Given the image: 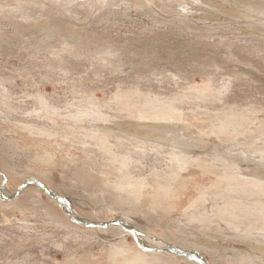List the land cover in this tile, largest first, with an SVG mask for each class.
Instances as JSON below:
<instances>
[{
    "label": "bare ground",
    "instance_id": "6f19581e",
    "mask_svg": "<svg viewBox=\"0 0 264 264\" xmlns=\"http://www.w3.org/2000/svg\"><path fill=\"white\" fill-rule=\"evenodd\" d=\"M109 1L13 0L15 3H0V16H3L0 17V33H4L3 26L9 23L5 18L35 22L32 31L39 30L40 36L31 40L35 45L25 40L31 45L26 46L24 54L32 60L43 58L45 62L41 64L54 71L41 73L44 80L71 81L77 98L74 103L69 102L71 99L59 102L42 95L38 89L30 93L21 92L22 96H17L12 89L16 86L18 74H5L0 69V139L6 133L1 130L2 127L12 128L4 139L3 147L10 155H23L28 162L26 171L36 175L33 181L28 182L30 188H24L27 184L23 183L18 189L12 190L10 188L14 187V179L20 183L27 175L15 171L12 165L4 169L6 172L0 168V178L3 180L0 183V212L11 211L18 217L8 220L1 215L0 250L17 257V260L10 262L6 258L7 263L1 264L89 263L93 261L91 248L94 245L101 246L100 250L106 258L104 264H211L199 251L223 264H264L263 107H258L259 113L261 110L259 114L255 105L241 108L235 104L226 108L229 112L221 110L215 114L216 120L212 118L211 130L207 135H218L216 138L223 143L207 145V150L201 152L205 149L201 143L185 138L184 133L179 136L176 126L164 123L167 118L173 119L175 109H179L175 101L178 102L180 98L172 95L163 99L154 96L152 91L142 94L136 88L133 93L119 92L114 96L115 100H123L122 104L119 101V107L114 103H96L92 92L86 90L84 85L97 86L106 82V79L101 80L96 74L90 73L72 79L67 74L74 67L79 74L84 61L90 62L95 70L108 71L107 67L111 66L120 69V73H126L125 68H129H123L120 64L121 54L114 45L108 49L89 50L91 41L87 39L97 36L95 29L102 20L101 15L92 18L96 11L105 6H119V2L113 0L110 4ZM130 1L137 7H145L148 2L164 15L177 14L180 17L178 23L183 28L206 32L207 28H197L194 22L188 21L189 17L195 18L191 13L200 12V22H211L213 25L210 30H216L221 39L226 37L225 32L232 30L231 33L238 38L246 36L247 39L242 38L248 40L246 43L252 42L250 38L264 43V30L260 28L264 22V0H195L186 3L180 0H121L125 8ZM227 2H231L234 8L227 11ZM54 3H61L63 8ZM195 3L205 8H193ZM176 6L180 10H176ZM208 8L211 11L213 9V12ZM221 16L229 25L222 26ZM186 20L187 23H184ZM64 24L70 28H64ZM18 25L23 26L22 23ZM172 27L181 33V27ZM17 36H25V32L17 33ZM7 37L6 34L0 36V43L6 42ZM29 63L32 68L39 64ZM56 70L60 76L56 75ZM170 74L176 76L173 72ZM57 76L60 79H56ZM115 80L119 81V78ZM156 82L164 84L173 81L163 77ZM77 83L80 89L78 93L74 87ZM174 84L178 85L177 82ZM181 84L185 87L183 91L194 100L209 96L202 90L203 87L193 86L186 79H182ZM205 85L211 90V99L219 103V97L224 94L226 97L229 94L226 92L231 89L228 84L220 87L209 83ZM131 95L140 97L136 98L138 103H135V108L131 105L135 101L131 103L129 100ZM27 105L29 107L25 108ZM116 109L126 115H117L113 112ZM204 113L207 112L204 110ZM20 134L25 139L37 142H52L57 136L69 137L77 144L76 149L87 156V160L66 157L68 159L64 162L55 163L50 151L35 155L32 147H20ZM242 136L244 140L239 138ZM195 164L203 174L215 178L208 188L198 187L197 197L178 221L169 225L177 244L149 236L143 232L144 228L126 223L131 217L140 216V219L150 224L156 217L147 214V211L167 213L171 210L173 207L170 202L175 196L176 184H181L182 172ZM66 170H70V176H64ZM57 174L61 175L60 178H55ZM41 179L52 183L55 187L53 190L64 197H68L67 187L72 190L77 186L82 187L85 196L79 201H68L48 190ZM22 189L25 197L21 201L18 195ZM145 198L150 202L151 210L144 209ZM102 212H116L121 217L110 222L95 223L92 213L97 217ZM190 227L195 229L194 235ZM198 229L201 231L198 232ZM150 231L154 233L153 229ZM128 235L131 243L128 242ZM147 239L160 246L149 243ZM52 249L62 252L65 260L59 262L49 256L48 252ZM35 250L39 251V255L33 256Z\"/></svg>",
    "mask_w": 264,
    "mask_h": 264
},
{
    "label": "rangeland",
    "instance_id": "374dc122",
    "mask_svg": "<svg viewBox=\"0 0 264 264\" xmlns=\"http://www.w3.org/2000/svg\"><path fill=\"white\" fill-rule=\"evenodd\" d=\"M98 1L101 2L102 0ZM115 1L119 2L117 3V5L119 6H114L112 8H108L109 6H105V8H103L102 10L96 11L92 18H97V16L101 15L102 20L97 25L98 28L95 29V34H97V36L95 38L88 37L87 40H89V42L91 41V43L89 44V50L91 51L100 50L103 48L108 49L111 48V45H114L118 53L121 54L120 64L122 65V67L124 68L126 66H129V68H125L126 73H120V69H115V67L113 68L111 66L107 67L108 71H106L105 69L95 70L91 67L90 62L86 63L84 61L83 66L79 68V74H77V72L75 71V67L74 69H71L72 72H69L70 74H67L68 76H70L69 78L72 79L79 76H85L89 73L96 74L98 77L101 78V80L106 79L107 83L103 81V84H97V86H93L91 84H88L86 86L84 85L86 90L92 92L91 96H94L93 99L96 103L101 105L114 103L119 107V104H122L123 100L121 98H118L116 99V101L114 96L119 92L133 93L136 88L142 94H147L149 91H152V94L154 96L163 99L164 97L168 98L172 97L173 95L174 97L180 98L178 102L175 101L176 104L178 103L177 108L179 107V109H175L176 111H174L173 119H165V125L176 126L175 130H177L178 128V132L176 134L180 136L182 135V133H184L185 138H192L193 140L201 143L204 147L207 145L213 146L215 143H218L219 145L223 143L221 140L216 138L218 135H213V137L211 136L212 134L207 135L208 131L211 130L210 126L212 124V118H214L221 110H223L224 112H229L228 110H226V108H229L230 106H234L236 104L239 105L241 108H252L255 105L256 110L259 109V106H262V112H264L263 42L260 43L257 40L253 41L255 38H250L252 42L246 43V41L248 40H242V38L247 39L246 36H239L238 38L237 36L231 33L232 30H229V32H225L226 37L221 39V36L216 30H210L212 29L211 26L213 25L211 22H200V12L191 13L195 16V18L192 17L191 19V17H189L188 21L190 20L191 22H194V25L195 27L197 26V28L201 27L204 28V30H206L207 28L206 32L201 31L200 29L183 28L178 23L177 19H179L180 17L177 14L164 15L161 12L157 11L158 9H153L151 4H148V2L145 3V7H143V5L137 7L136 5H133V3L130 1L126 6L127 8H125V4H123V6L121 0ZM153 1L160 2L161 0ZM180 1L183 3H186L188 1L196 2L195 0ZM109 2L111 4L113 3V0ZM0 3L4 5L5 3L10 4L15 2H13V0H0ZM21 4L26 5L25 2H21ZM54 5L60 7L61 9L63 8V5H61V3H54ZM192 6L193 8L204 7L202 6V4L198 3H195ZM226 6L227 11L234 8L231 2H227ZM176 7V10H180L178 6ZM35 8L37 10L39 9L38 6H36ZM5 9L8 10L7 8ZM208 10L211 11V8H208ZM211 12H213V9ZM221 19L222 21L220 22L222 23V26H224V24H226V26L229 25L226 21H224V16H221ZM5 20L9 23L3 26L4 33H0V36H3L5 34L8 36L7 38H5L6 42L0 43V65L3 64V67H5V69H3V67H0V69H2L1 71L5 74H18L16 86L12 89V91L18 94L17 96H22L21 92L30 93L38 89L40 90L42 95H45L46 97H49L55 101L63 102L65 99H71V101H69L70 103L76 102L77 98H75L76 95L73 93L74 91L72 88L74 84L71 81L54 80V82H50L44 80L41 76V73L46 71H54L46 69L45 66L41 64V62H45L43 58H40L39 60H32L30 58H27L24 54L26 46L31 45L25 40L27 39L31 41L32 39H36L37 36H40L39 30L32 31L33 27L35 26V22H32V20H28V22L26 23L24 21H21L20 18H5ZM19 23H22L23 26L31 25L32 27L26 28L23 26H19ZM184 23H187V20L184 21ZM172 26H175L176 28L181 27V33H178L175 29H173ZM261 26L262 27L260 28L264 30V22ZM63 27L66 29L70 28L67 24H64ZM28 31H31V33ZM52 31H55V29L52 28ZM23 32H25V36H17V33ZM32 41V45H35V42ZM84 42L86 41L84 40ZM82 59H84V57ZM30 61L32 63L37 62L39 64H37L35 68H32L31 64L29 63ZM26 62L28 64H26ZM171 72L175 73L176 76H171ZM55 73L56 75L59 74L57 70ZM186 75L188 77H186ZM163 77L171 78V80L174 83L177 82L178 85L174 84L173 82H164V84L156 82L160 81ZM117 78H119V81L115 80ZM179 78L181 79L178 80ZM56 79H60V77ZM182 79H186L193 86L203 87L204 89L202 90L206 91V94L209 95L207 96L209 99L207 97H204L205 100L203 99V97L195 100L192 99V97L188 96L186 92L183 91L185 87L181 84ZM229 81L232 85L229 84ZM207 83H209L210 85H214L215 87H220L224 84L229 85V88L231 89L226 92V94H229L226 95V97L225 94L224 96L219 97L221 100L220 102L222 104L219 103V101L217 102L211 99L212 93L211 90H209L208 85H205ZM76 85L77 86L74 87L78 93L80 90L78 88L79 84L77 83ZM84 87L82 90H84ZM184 97L187 98L183 99ZM136 98L138 97L134 95L129 96V100L131 103L135 101L134 104H131L132 108L137 107L135 105V103L138 101ZM196 100L198 102H196ZM21 105L23 106L24 104ZM180 106L182 107V109ZM196 106L206 108L199 109ZM24 107L28 108L29 105ZM118 109L113 112L117 115L122 114V117L126 115L125 113H120ZM204 110L205 112H207V115L204 113ZM257 113H259V110H257ZM259 114H261V110ZM262 115H264V113H262ZM214 120L216 119L214 118ZM11 129L12 128L10 127L1 128V130L6 133L4 134V138H2L3 140L0 139V142L2 141L0 143V168L4 170L8 168V165H12L15 171L19 173L25 172L23 174L27 175V178H25V180L21 181L20 183L18 179H14V187L10 188L13 190L14 188L18 189L21 184L35 179L36 175L34 173L29 174V172L26 171V166L28 165V162L23 155H21L20 153L10 155L8 151L3 147L4 139L8 137V133L11 131ZM246 135L247 134H244V136ZM19 138L20 147H32L34 149L35 155L43 153L46 150L50 151L53 154L55 163H62L68 158L77 159L81 157V160H87V156H85V154L76 149L77 144L73 143L69 137L64 138L63 136H57L54 141H47L48 143L43 141L37 142L34 140L25 139L22 134L19 135ZM239 138H242L244 140L243 136ZM205 150H207L206 147L204 150H201V152H204ZM20 151L21 149H19V152ZM199 156L201 157V155ZM205 156L206 155H204L203 157ZM68 163L72 164L75 162ZM186 170V172L184 171L185 173L182 172L181 174V184H176L175 196L170 202L173 207L171 209L172 211L169 210L167 213H153L152 211H147V214H151V216H154V218L156 217L155 219L151 220L150 224L148 221L140 219V216H135L137 218L131 217L130 220H126V223L133 224L141 229L144 228L143 232L148 234L149 236L151 235L152 237L154 236L156 238H162V240L172 242V244H177V240L172 234V222L178 221L180 215L184 213L188 205L197 197L198 187L208 188L210 186L211 181H213L215 178V176L213 175L203 174L200 168H198V165L196 164L192 165V167H188ZM4 172H6V170H4ZM70 175V170H66L64 176ZM57 176L60 178L61 175L57 174L55 178H57ZM2 181L3 180H1L0 178V183H2ZM42 181L48 186V190L52 192L54 191L56 194H58V196L66 198L68 199V201H79L80 198L85 196L83 191H81L83 190L81 186H77L76 189L73 188L72 190L68 189L67 182L69 181V179L66 182V189L69 191L68 197H64L58 192H56V190H53L55 187L54 185H51L52 183H48V181L45 180ZM30 187L31 184H27L24 188ZM23 189L19 192L18 195V199H20L21 201L25 197ZM73 190H75L76 192ZM71 207L74 209L75 206L73 207V204L71 203ZM144 209L151 210V204L147 200V198H145L144 200ZM1 215H3L4 218L8 220L18 218L17 214L12 213L11 211L0 212V219L2 220ZM120 217V214H117L116 212H102L99 213L97 217H95V215H93L92 213V220L94 219L95 223L110 222L116 218L120 219ZM1 220L0 225L2 224ZM85 224H88V222H85ZM177 224L180 225V223ZM190 228L192 231V235H194L195 229L193 230L192 227ZM150 229H153L154 233L150 231ZM197 231L199 232L201 231V229H198ZM1 233L2 232L0 231V234ZM129 236L130 235H128V237ZM160 236H163L166 239ZM189 237L191 239H194L192 238V236ZM55 238L58 239L57 236ZM147 240L149 243H152L157 247L160 246L153 240ZM130 241L131 239L129 237L128 242L131 243L132 241ZM98 246L99 245H94L91 248L93 254V261L89 263L84 262L83 264H104V262H106V258L100 250L101 246ZM38 252V250H35L33 252V256L39 255ZM199 252H201L202 255H204V257L208 259L211 264H223L220 261H217L212 258L207 253L203 251ZM31 253L32 252H30V254ZM48 255L59 262L65 260L64 254L54 249L50 250L48 252ZM6 258L9 259L8 262L12 260H17V257H11L9 254H5L3 251L0 250V264L7 263L5 262ZM94 260L96 262H94Z\"/></svg>",
    "mask_w": 264,
    "mask_h": 264
},
{
    "label": "water",
    "instance_id": "95a60500",
    "mask_svg": "<svg viewBox=\"0 0 264 264\" xmlns=\"http://www.w3.org/2000/svg\"><path fill=\"white\" fill-rule=\"evenodd\" d=\"M28 182H30V181H28ZM28 182L24 183L23 185H26V184H28ZM88 224H89V223H88Z\"/></svg>",
    "mask_w": 264,
    "mask_h": 264
}]
</instances>
